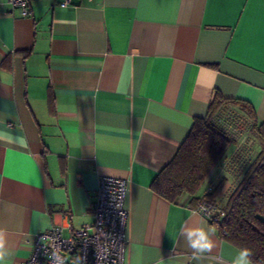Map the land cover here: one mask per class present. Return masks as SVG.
I'll use <instances>...</instances> for the list:
<instances>
[{
  "label": "crops",
  "instance_id": "0c3cea01",
  "mask_svg": "<svg viewBox=\"0 0 264 264\" xmlns=\"http://www.w3.org/2000/svg\"><path fill=\"white\" fill-rule=\"evenodd\" d=\"M31 10L0 0L5 264H26L55 225L68 238L91 224L105 176L128 182L126 264H196L186 221L215 229L200 264H231L239 249L192 197L171 202L152 185L217 93L264 122V0H31Z\"/></svg>",
  "mask_w": 264,
  "mask_h": 264
},
{
  "label": "trees",
  "instance_id": "16d2710c",
  "mask_svg": "<svg viewBox=\"0 0 264 264\" xmlns=\"http://www.w3.org/2000/svg\"><path fill=\"white\" fill-rule=\"evenodd\" d=\"M224 104L241 107L255 120L261 151L231 194L224 210L217 214L218 221L210 223L224 241L238 249H251L253 264H264V122L258 120L249 103L226 100L217 93L206 118L196 120L189 137L174 160L155 179L152 189L171 202L188 194L195 208L203 201L215 203L228 183L226 178H222L206 200H201L197 194L234 144V139L215 121Z\"/></svg>",
  "mask_w": 264,
  "mask_h": 264
},
{
  "label": "built area",
  "instance_id": "2783aa9c",
  "mask_svg": "<svg viewBox=\"0 0 264 264\" xmlns=\"http://www.w3.org/2000/svg\"><path fill=\"white\" fill-rule=\"evenodd\" d=\"M91 1V0H89ZM11 11L24 18L32 15L31 0H8ZM73 0H57L62 9ZM128 182L114 177H102L93 207L94 221L77 230L71 237L64 236V228L53 226L36 236L31 258L26 264H53L55 254L63 264H126L128 212L125 206ZM209 222H217L220 210L207 201L196 209Z\"/></svg>",
  "mask_w": 264,
  "mask_h": 264
},
{
  "label": "rangeland",
  "instance_id": "374dc122",
  "mask_svg": "<svg viewBox=\"0 0 264 264\" xmlns=\"http://www.w3.org/2000/svg\"><path fill=\"white\" fill-rule=\"evenodd\" d=\"M215 121L234 139V144L201 186L197 196L206 200V196L217 188L222 178H226L227 185L213 203L219 210H224L231 194L260 153L261 146L256 137L255 120L241 107L224 104Z\"/></svg>",
  "mask_w": 264,
  "mask_h": 264
},
{
  "label": "clouds",
  "instance_id": "9594fccd",
  "mask_svg": "<svg viewBox=\"0 0 264 264\" xmlns=\"http://www.w3.org/2000/svg\"><path fill=\"white\" fill-rule=\"evenodd\" d=\"M7 134L0 133V139H3ZM9 143H22L20 137H11L8 138ZM215 229L206 226V224H197L195 226L188 225L186 221L184 225L181 226L180 236L187 242L188 247L192 250L191 259L196 261V264H200L202 259L206 254L212 252L215 247L214 241ZM252 251L247 247H241L239 251L231 260V264H252ZM11 256V251L5 246V235L4 231L0 230V264H5ZM53 264H63V258L55 254L50 257ZM222 259L218 262L221 264ZM76 264H80L79 258L77 259Z\"/></svg>",
  "mask_w": 264,
  "mask_h": 264
}]
</instances>
